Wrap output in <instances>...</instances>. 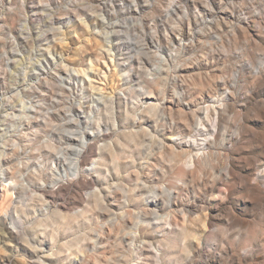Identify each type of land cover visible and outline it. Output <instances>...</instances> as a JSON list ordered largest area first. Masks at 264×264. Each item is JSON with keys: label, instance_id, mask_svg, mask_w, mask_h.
Segmentation results:
<instances>
[{"label": "rangeland", "instance_id": "1", "mask_svg": "<svg viewBox=\"0 0 264 264\" xmlns=\"http://www.w3.org/2000/svg\"><path fill=\"white\" fill-rule=\"evenodd\" d=\"M0 264H264V0H0Z\"/></svg>", "mask_w": 264, "mask_h": 264}, {"label": "bare ground", "instance_id": "2", "mask_svg": "<svg viewBox=\"0 0 264 264\" xmlns=\"http://www.w3.org/2000/svg\"><path fill=\"white\" fill-rule=\"evenodd\" d=\"M87 145H88V144H87V141L84 139V144H83V148H82V149H84ZM81 151H82V150H81Z\"/></svg>", "mask_w": 264, "mask_h": 264}]
</instances>
